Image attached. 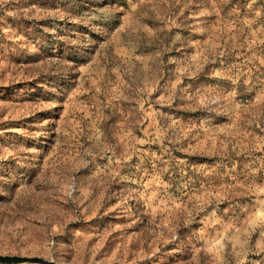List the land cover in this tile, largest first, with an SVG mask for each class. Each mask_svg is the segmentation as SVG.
<instances>
[{
  "label": "rangeland",
  "instance_id": "1",
  "mask_svg": "<svg viewBox=\"0 0 264 264\" xmlns=\"http://www.w3.org/2000/svg\"><path fill=\"white\" fill-rule=\"evenodd\" d=\"M0 255L264 264V0H0Z\"/></svg>",
  "mask_w": 264,
  "mask_h": 264
},
{
  "label": "water",
  "instance_id": "2",
  "mask_svg": "<svg viewBox=\"0 0 264 264\" xmlns=\"http://www.w3.org/2000/svg\"><path fill=\"white\" fill-rule=\"evenodd\" d=\"M0 264H56V263L38 257L0 255Z\"/></svg>",
  "mask_w": 264,
  "mask_h": 264
}]
</instances>
